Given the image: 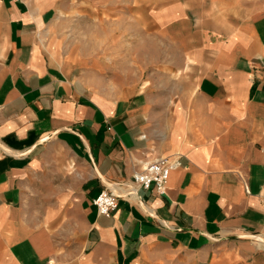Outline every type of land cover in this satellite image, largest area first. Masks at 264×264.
I'll return each mask as SVG.
<instances>
[{
  "label": "crops",
  "instance_id": "0c3cea01",
  "mask_svg": "<svg viewBox=\"0 0 264 264\" xmlns=\"http://www.w3.org/2000/svg\"><path fill=\"white\" fill-rule=\"evenodd\" d=\"M90 1L133 8L135 60L182 79L116 96L58 46L68 0H0V264H264V0ZM158 156L180 162L165 194L98 213ZM77 214L73 249L53 218Z\"/></svg>",
  "mask_w": 264,
  "mask_h": 264
},
{
  "label": "rangeland",
  "instance_id": "374dc122",
  "mask_svg": "<svg viewBox=\"0 0 264 264\" xmlns=\"http://www.w3.org/2000/svg\"><path fill=\"white\" fill-rule=\"evenodd\" d=\"M69 5L63 6L59 12L61 19V40L58 44L60 48L69 53H76L77 57L84 59V63L93 59L101 64L98 70L93 73L101 82H105L110 92L116 96H127L135 90L142 89V86L151 87L153 84L155 91L167 95L174 88L170 80L182 79L181 73L158 69L156 63L151 66L149 54H143L140 59L135 60L134 45L142 40V46L149 44V38H145L149 32L145 31L142 38L135 39L134 27L135 11L131 7H112L110 10L101 5H92L90 0H68ZM129 3V2H128ZM123 17L120 23L119 15ZM109 65V69L103 64ZM143 63V69L138 67ZM148 63V64H147ZM114 68V69H113ZM161 68V67H160ZM145 88V87H144ZM53 223H57L54 230L56 237L68 239L73 249L80 247L84 238L83 216L77 214L69 220L71 223L68 232L66 216H54Z\"/></svg>",
  "mask_w": 264,
  "mask_h": 264
},
{
  "label": "built area",
  "instance_id": "2783aa9c",
  "mask_svg": "<svg viewBox=\"0 0 264 264\" xmlns=\"http://www.w3.org/2000/svg\"><path fill=\"white\" fill-rule=\"evenodd\" d=\"M24 1V0H13ZM180 165L178 158L168 156H158L152 160H146L140 169L133 173L134 187L125 190L124 192L114 189L112 187H105L93 200L99 214L110 216L118 207L119 197H134L137 198V189H151L158 194H165L167 192L168 180L173 169ZM118 188H123V184H117ZM258 236L253 238L260 246H264V233L254 234Z\"/></svg>",
  "mask_w": 264,
  "mask_h": 264
},
{
  "label": "water",
  "instance_id": "95a60500",
  "mask_svg": "<svg viewBox=\"0 0 264 264\" xmlns=\"http://www.w3.org/2000/svg\"><path fill=\"white\" fill-rule=\"evenodd\" d=\"M112 184H113V183L107 182L108 187H112ZM114 184H116V183H114ZM250 237H251V238H257L258 236L250 235Z\"/></svg>",
  "mask_w": 264,
  "mask_h": 264
}]
</instances>
